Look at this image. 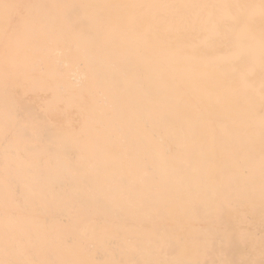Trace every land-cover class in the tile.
<instances>
[{"label":"bare ground","instance_id":"6f19581e","mask_svg":"<svg viewBox=\"0 0 264 264\" xmlns=\"http://www.w3.org/2000/svg\"><path fill=\"white\" fill-rule=\"evenodd\" d=\"M251 2L0 0V264H264V66H172Z\"/></svg>","mask_w":264,"mask_h":264},{"label":"rangeland","instance_id":"374dc122","mask_svg":"<svg viewBox=\"0 0 264 264\" xmlns=\"http://www.w3.org/2000/svg\"><path fill=\"white\" fill-rule=\"evenodd\" d=\"M249 9H259L261 7V0H252L249 4ZM243 8H248V6H242ZM239 18H236L238 22ZM233 38H235L233 40ZM238 38L241 39L238 41ZM195 39V36H184L174 42L172 45L174 48L172 50L173 54V69L175 75H182L183 77H189L190 80L186 81L185 84L189 85L191 89L195 91H200L198 89V80L194 79L195 76L210 77L212 76L219 77L221 81H216L215 79L207 80V84H216L221 82L223 85H231L235 83L234 76L246 78L248 76L255 75L256 72H251L250 70H260L264 66V54L257 53L255 50V43L264 44V34H255V36H249L246 33V27L239 25H229L227 26V33L218 37L217 40H213L209 44L208 50L197 49V45L192 47L191 50L188 48L190 42ZM244 42L245 46L254 47L244 50L240 53L235 52V48H238ZM153 63V62H152ZM154 68V67H153ZM191 71L186 72L188 69ZM230 77V79H225ZM247 81H243L245 85ZM254 83V82H250ZM183 89V88H182ZM184 90V89H183ZM209 94V92H207ZM206 99H211V97L206 96ZM218 99V98H217ZM153 100L155 98L153 97ZM185 100H188L186 98ZM220 100V99H218ZM40 107V106H38ZM193 109H196L192 107ZM191 109H186L183 111V116H189L191 114H196ZM201 113V112H197ZM191 119V118H190ZM191 128H196L195 132L201 131V123L199 119L195 118L190 120ZM190 163L192 166L193 163ZM119 210V209H116ZM113 210L110 209L109 217H113ZM145 226L143 229H146ZM258 238V236H256ZM263 246V245H262Z\"/></svg>","mask_w":264,"mask_h":264}]
</instances>
